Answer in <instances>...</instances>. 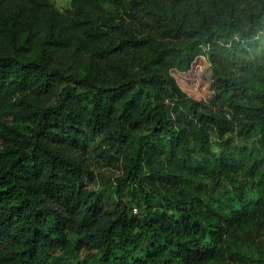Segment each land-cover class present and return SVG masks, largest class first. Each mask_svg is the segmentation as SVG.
Returning a JSON list of instances; mask_svg holds the SVG:
<instances>
[{
	"label": "trees",
	"instance_id": "16d2710c",
	"mask_svg": "<svg viewBox=\"0 0 264 264\" xmlns=\"http://www.w3.org/2000/svg\"><path fill=\"white\" fill-rule=\"evenodd\" d=\"M0 264H264V0H0Z\"/></svg>",
	"mask_w": 264,
	"mask_h": 264
},
{
	"label": "rangeland",
	"instance_id": "374dc122",
	"mask_svg": "<svg viewBox=\"0 0 264 264\" xmlns=\"http://www.w3.org/2000/svg\"><path fill=\"white\" fill-rule=\"evenodd\" d=\"M52 1L54 5L62 11H65L71 7V0H52ZM179 84L183 88V90L187 92L189 95L198 94V89L196 87H190L181 80H179ZM109 176H112V174L106 170H102L101 174H98L96 172L95 174L96 180L90 184L99 185L100 183H102V180L105 181V179Z\"/></svg>",
	"mask_w": 264,
	"mask_h": 264
}]
</instances>
